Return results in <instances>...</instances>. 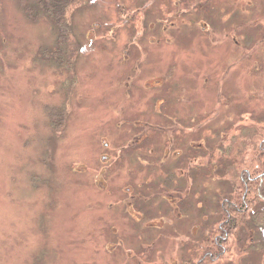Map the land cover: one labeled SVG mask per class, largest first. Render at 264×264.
I'll list each match as a JSON object with an SVG mask.
<instances>
[{
	"label": "rangeland",
	"instance_id": "1",
	"mask_svg": "<svg viewBox=\"0 0 264 264\" xmlns=\"http://www.w3.org/2000/svg\"><path fill=\"white\" fill-rule=\"evenodd\" d=\"M19 2L0 0V264H183L207 231L226 255L202 264H264L262 221L222 244L239 174L213 155L264 157V0H85L73 70L42 56L55 29Z\"/></svg>",
	"mask_w": 264,
	"mask_h": 264
},
{
	"label": "trees",
	"instance_id": "2",
	"mask_svg": "<svg viewBox=\"0 0 264 264\" xmlns=\"http://www.w3.org/2000/svg\"><path fill=\"white\" fill-rule=\"evenodd\" d=\"M82 2L85 3V0H36L34 4L30 3V1L28 0H20L19 2L20 9L28 19L36 21L41 16H43L48 19L53 29H55L56 33H54L55 37L53 40V46L51 47V50H48V52H44L42 56L44 58H48V60H53V63L51 64L54 65V63H56L57 65L55 66H57V68H59V66H64L70 70L74 69L75 55L79 54L80 43L77 41L75 33L73 31V16L71 10L75 9L72 8L73 6H76L79 3L81 4ZM46 109L48 111L47 116L49 118L50 129L53 131H59L61 129L60 131L62 132V128L64 127V116L62 115V113L55 108H50L49 110L48 108ZM252 141L253 148L255 149L256 145H258V141L260 142V136L254 135ZM262 146H264V141H262ZM217 151L219 152V150ZM214 153L215 151L213 152L214 157H219V159H217L215 162L216 169L218 168V175H221L225 170L234 171L236 169L234 173L236 177L241 171L240 168L244 167L245 169L253 173H257L260 176V178L253 181L255 182L253 183L249 182L246 173L243 174V180L250 187V189L245 193V201L249 207V214L242 215L240 218H238V220H236V223H233V225L231 223L229 224V238L231 240L233 239L238 244H243L244 249L246 245L245 242L247 240V231L250 230L252 231V233L253 231H255L257 234L256 226L258 222L262 221V223L264 224V211L261 208V206H264V157L260 156L259 158H257L258 149L257 152L253 153V157L257 159L253 160L251 156V160L249 159L246 161L243 160L245 154H241L242 159L238 160V157H234L231 159L225 154L222 155L220 153L219 155H217L216 153ZM253 161H255L254 165H252ZM256 165H258L259 168H256ZM220 168L222 170H219ZM202 171L204 172V170ZM235 177H232L231 180ZM243 185V182L241 181V179H239L238 176V178L234 181V184L230 186V189H232L229 191L230 199L236 201L237 204L239 203L240 205H242V200L240 198L241 195H239L237 198H233L231 196L235 192L234 186H237V189L240 190ZM242 190L244 191V188H242ZM252 221H256L257 224L253 225ZM262 230L261 232L259 231L261 237ZM242 237H244V239H242ZM200 250L203 249L201 248Z\"/></svg>",
	"mask_w": 264,
	"mask_h": 264
},
{
	"label": "flooded vegetation",
	"instance_id": "3",
	"mask_svg": "<svg viewBox=\"0 0 264 264\" xmlns=\"http://www.w3.org/2000/svg\"><path fill=\"white\" fill-rule=\"evenodd\" d=\"M164 103H165V99L162 97V100L160 101V104L163 105ZM143 126L145 127V131L142 134V136L144 134H145V137H146L147 134L148 135L157 134L154 131V128H155L156 124L146 123V124H143ZM156 129L160 130L162 134H168V132L170 131L169 129H166V130H163L161 128H156ZM190 140L194 141L193 139H190ZM195 149H196L195 147H192L191 149L187 147V149H186L187 155L184 156V159H183L184 165H185V163L191 164L192 162H194L196 160V152H195L196 150ZM259 150H260V147H259ZM260 155H261V153L258 151L257 158H259ZM257 158H255L254 160H256ZM253 162H255V161H253ZM187 168L190 169L191 165L187 166ZM256 168H259V166L256 165ZM188 169H187V171H188ZM240 170L241 171L238 173L239 174V179H241V181L244 184L242 186V188H244V191H243V193L240 196V198L242 200V205H240L239 203H238L239 204L238 205L236 201H233L232 199H230V195H228L225 198H223V205L226 206V208H222L221 209V212H222L221 213V218L223 217V213H224V217H223V220L221 221V223L218 226L219 231L223 235L222 244L223 243L227 244L229 239H230L229 238L230 235L228 233V229H229V224H230L229 223V219H230L231 213L238 211V209H237L238 206L241 207V210H239V212L243 211L245 214L249 212V211H247L248 205L246 204V201H245V193L250 189V187L243 180V174L246 173L247 179L249 180V182H253L256 179L260 178L259 174L253 173V172H251L249 170H246L244 167L240 168ZM253 183H255V182H253ZM223 192L224 191H221L220 193L212 194V195H217V197H221V194ZM162 194H164V197L167 200H169V201L171 200L172 194L170 192H166L165 191ZM180 196L181 195L178 194V197H180ZM147 199L148 198L145 197L146 201H147ZM203 205H204V203H199V209H201V213L205 214L207 212H206V209H202ZM171 206H175V205L173 203H171ZM184 206L188 207L190 210L192 209L190 206L186 205L185 203H184ZM248 210H249V207H248ZM198 213H199V215H198V219H199V217L201 216V213H200V211H198ZM206 215L207 214L203 215L204 219H205ZM212 217H213V214L212 215H208V219H207V221L209 222L208 224H212L211 223ZM183 219H187V217L180 218V220H183ZM198 225L200 226V224H198ZM196 230H198V228L196 226H194L192 231H191V234H189V236H188L189 242H190L189 244H194V242L197 239V237H200V236L195 235L194 232H196ZM210 233L211 232L207 231V240H206L205 246L202 247L203 250L194 251V252L190 251V253L187 256H185L186 262H184L183 264H202L204 262V260L207 261L208 263L209 262H213V261L214 262H219L220 261L222 263L225 260L224 257L226 255V248L224 246H223V248H221V246L218 244V240L217 239H215V240L212 239L211 236H210L211 235ZM208 236H210V237H208Z\"/></svg>",
	"mask_w": 264,
	"mask_h": 264
}]
</instances>
